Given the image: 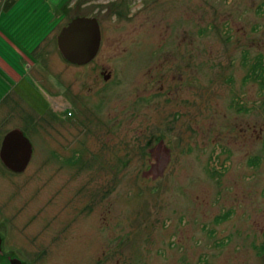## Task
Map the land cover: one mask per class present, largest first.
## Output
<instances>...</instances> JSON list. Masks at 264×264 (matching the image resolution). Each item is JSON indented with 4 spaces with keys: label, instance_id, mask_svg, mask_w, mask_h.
I'll return each mask as SVG.
<instances>
[{
    "label": "rangeland",
    "instance_id": "1",
    "mask_svg": "<svg viewBox=\"0 0 264 264\" xmlns=\"http://www.w3.org/2000/svg\"><path fill=\"white\" fill-rule=\"evenodd\" d=\"M36 2L0 142L19 128L44 164L0 197V262L264 264V0ZM78 15L101 29L82 64L56 43Z\"/></svg>",
    "mask_w": 264,
    "mask_h": 264
},
{
    "label": "crops",
    "instance_id": "2",
    "mask_svg": "<svg viewBox=\"0 0 264 264\" xmlns=\"http://www.w3.org/2000/svg\"><path fill=\"white\" fill-rule=\"evenodd\" d=\"M18 1L11 0V2L4 5L3 10L0 12V23L3 11L5 14L9 13L5 16V19H10L15 15L14 19L3 21V26H1L4 30L0 27V113L2 112V107L5 106L4 99L7 92L14 89L22 93L25 89V82L30 80V76L26 74L25 70H22L24 68L22 61L29 59V57H36L34 55V46L39 42L40 37L46 34V31L42 32L41 29L42 24H44V17H46L44 16V11L47 8L49 13L52 11L49 8V4L43 5V3L40 4L36 0H31L30 2L26 0L24 4L19 6ZM17 11L19 12L18 14H16ZM50 17H47V21L49 19L52 20ZM26 23L30 24L31 27L24 28L23 25ZM23 33L31 38L32 43L30 46H24V44L21 48L16 41H13L12 37L21 39V37H24ZM4 44L10 47V51L5 50ZM21 70L22 72H19Z\"/></svg>",
    "mask_w": 264,
    "mask_h": 264
},
{
    "label": "water",
    "instance_id": "3",
    "mask_svg": "<svg viewBox=\"0 0 264 264\" xmlns=\"http://www.w3.org/2000/svg\"><path fill=\"white\" fill-rule=\"evenodd\" d=\"M57 47L70 62L82 64L91 60L101 42V29L95 16L78 15L63 25L56 35ZM32 144L19 128L6 132L0 147L2 161L14 170L25 167L30 157ZM6 264H21L19 258H11Z\"/></svg>",
    "mask_w": 264,
    "mask_h": 264
},
{
    "label": "flooded vegetation",
    "instance_id": "4",
    "mask_svg": "<svg viewBox=\"0 0 264 264\" xmlns=\"http://www.w3.org/2000/svg\"><path fill=\"white\" fill-rule=\"evenodd\" d=\"M33 77L34 76H30V78L32 80H35V79H33ZM45 103H46V100H44V104ZM2 139H3V136L1 138L0 147H1ZM31 144H32V142H31ZM41 151L42 150H40L39 152L38 151L35 152V148H34V146L32 144V148H31V152H30V157H29V159L27 161V164L25 165V167L23 169H20V170H14V169L8 167L2 161V159L0 157V197L3 198V195L6 197L7 194L10 195V193H12V191L10 190L11 177L12 176H16V175L24 172L27 169V167L28 166H31L32 164H33V166L36 165L35 162H37V163L41 162L39 164H41V166H43V164H44V163H42V160H43V152H41ZM3 202L5 203V199H3ZM2 243H3V241H2V238L0 236V254L3 251V249H2ZM16 258H19L21 260L20 257H16ZM9 262H10V260L9 261H3V262H0V264H6V263H9ZM21 264H23L22 263V260H21ZM87 264H91V263H87Z\"/></svg>",
    "mask_w": 264,
    "mask_h": 264
}]
</instances>
